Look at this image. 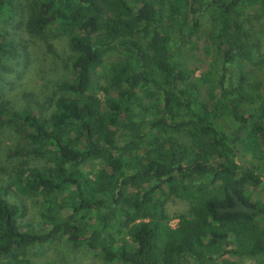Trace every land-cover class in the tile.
<instances>
[{
    "label": "trees",
    "instance_id": "trees-1",
    "mask_svg": "<svg viewBox=\"0 0 264 264\" xmlns=\"http://www.w3.org/2000/svg\"><path fill=\"white\" fill-rule=\"evenodd\" d=\"M21 13L48 53L67 37L69 72L55 99L5 100L6 61L28 55L0 27V129L46 162L0 166V264L61 238L105 264H264V0H0V18ZM20 195L41 198L39 226ZM171 195L188 205L175 226Z\"/></svg>",
    "mask_w": 264,
    "mask_h": 264
},
{
    "label": "rangeland",
    "instance_id": "rangeland-1",
    "mask_svg": "<svg viewBox=\"0 0 264 264\" xmlns=\"http://www.w3.org/2000/svg\"><path fill=\"white\" fill-rule=\"evenodd\" d=\"M22 5L27 6L26 3H22ZM24 9L27 12V8ZM199 20L202 26L191 42V46L198 49L194 52V62L198 66L197 77H201L210 70V62L206 59V53L203 52V49L212 30L209 15L203 14L199 17ZM25 21V13L16 16V19H13L12 22L0 18V27L7 28L16 35V38L21 39L25 47L24 51L28 55L27 58L24 55L18 58V60L8 59L6 61L9 66L13 67L15 72L2 74L5 77L4 83L2 84L4 87L2 95L6 97L5 100H10L12 103L15 101L17 104L23 102V97L30 99V97H26L27 93L34 94L37 99L40 98L44 102L49 97L52 98L55 96V99L61 95L60 93L56 95L54 93L56 91V83L69 72L66 63L68 62L69 55L68 39L67 37L60 36L48 39L51 40L54 48V53L50 54L46 50L45 40L37 36H31L27 32L24 24ZM262 53L264 54V42L263 46L257 49L255 61H259V56ZM117 57V54H113L111 57H108V60H115ZM231 69L232 66L230 67V71ZM256 73L257 76H255L253 83L256 87H259L264 82V71L261 70V72L258 71ZM99 95L101 98L104 97L102 92ZM47 107L44 109V115L46 117L54 110L55 103L52 102ZM229 123L224 122L227 126H230ZM18 131L19 129L16 125L5 126L0 129V166L2 164L14 166L25 162L27 165L33 167H42L45 165V160L24 154L27 146L20 134H17ZM17 150L19 152H16ZM4 178V180L8 181L6 177ZM18 199L26 209V214L21 220L39 226L41 198L35 195H20ZM166 203L168 212L173 216L171 224L175 226L179 221L175 215L184 213L188 205L176 195L169 196ZM28 256L37 264L50 262L53 264H105L98 256L89 253L85 249L74 250L65 238L30 247ZM252 263V259H244L239 264Z\"/></svg>",
    "mask_w": 264,
    "mask_h": 264
},
{
    "label": "built area",
    "instance_id": "built-area-1",
    "mask_svg": "<svg viewBox=\"0 0 264 264\" xmlns=\"http://www.w3.org/2000/svg\"><path fill=\"white\" fill-rule=\"evenodd\" d=\"M174 226V225H173Z\"/></svg>",
    "mask_w": 264,
    "mask_h": 264
}]
</instances>
